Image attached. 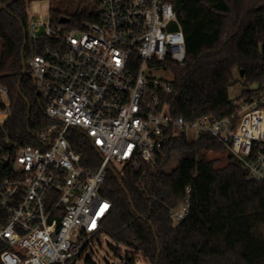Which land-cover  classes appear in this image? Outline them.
Listing matches in <instances>:
<instances>
[{
	"label": "built area",
	"instance_id": "2783aa9c",
	"mask_svg": "<svg viewBox=\"0 0 264 264\" xmlns=\"http://www.w3.org/2000/svg\"><path fill=\"white\" fill-rule=\"evenodd\" d=\"M88 16L28 11V58L38 94L56 127L41 135L45 147L0 144V264H77L102 234L113 208L103 191L108 167L155 165L177 135H211L236 155L247 178L264 182V88L234 113L187 119L170 104L171 64L187 59L178 0H83ZM61 17L67 21H61ZM0 85V126L11 114ZM83 132L102 155L96 168L68 138ZM54 134L50 137V134ZM49 143V145H46ZM192 187L171 212L186 218ZM98 239V240H97ZM135 254H121L131 264Z\"/></svg>",
	"mask_w": 264,
	"mask_h": 264
},
{
	"label": "trees",
	"instance_id": "16d2710c",
	"mask_svg": "<svg viewBox=\"0 0 264 264\" xmlns=\"http://www.w3.org/2000/svg\"><path fill=\"white\" fill-rule=\"evenodd\" d=\"M30 1L0 0V85L8 87L11 101V114L0 126L1 145L11 140L45 147L41 135L57 125L46 114V101L28 65L36 49L28 38ZM177 7L187 59L170 65L174 112L190 120L236 112L240 99L248 102L264 88V0H178ZM52 10L56 19L70 16ZM85 12L78 10L75 16L86 17ZM240 80L246 87L233 98L230 88ZM68 138L83 155L84 165L101 164L102 155L83 132L73 128ZM211 150L227 148L209 134L199 140L177 135L155 165L142 162L138 169L126 165L122 170L110 165L103 191L113 208L101 233L134 254L143 252L150 264H264V182L248 179L247 169L233 153L217 168V159L207 155ZM174 155L177 165L169 172L165 165ZM188 186L189 213L175 223L171 212ZM6 218L0 214V224ZM134 258L131 264L136 254Z\"/></svg>",
	"mask_w": 264,
	"mask_h": 264
},
{
	"label": "rangeland",
	"instance_id": "374dc122",
	"mask_svg": "<svg viewBox=\"0 0 264 264\" xmlns=\"http://www.w3.org/2000/svg\"><path fill=\"white\" fill-rule=\"evenodd\" d=\"M53 8L61 9L74 18L76 17L75 13L78 10L81 12L86 10V3L82 2V0H32L27 5V10L33 15H36V19L40 17L46 19L49 18ZM3 45L4 43L0 39V55ZM164 75L167 79L174 78V71H168ZM237 77H239L238 74ZM245 87L246 84L242 80L238 81L230 88L231 96L233 98L239 96ZM239 102L242 104L246 103L243 102V99H240ZM207 155L209 158L217 159L216 167L219 168L227 164L231 152L228 150H211L208 151ZM177 159L178 155L171 157V160L165 165V169L170 172L177 165ZM98 239L99 241H97L94 246L96 253H86L83 259L77 261V264H123L121 260V254L128 252L131 249L125 244L123 245L121 243H117L110 235H107L106 233H102ZM115 249L119 250V253L116 252ZM135 254V264H150L143 252L136 251Z\"/></svg>",
	"mask_w": 264,
	"mask_h": 264
},
{
	"label": "water",
	"instance_id": "95a60500",
	"mask_svg": "<svg viewBox=\"0 0 264 264\" xmlns=\"http://www.w3.org/2000/svg\"><path fill=\"white\" fill-rule=\"evenodd\" d=\"M61 21L65 22V21H67V18H65V17H61ZM26 45H27V34H26L25 39H24V46H23L22 52H24V49H25ZM24 66H26V61H24ZM24 72H25V70L23 71V74H24ZM23 74H22V75H23ZM23 76H24V75H23ZM23 76L21 77V79H20L19 82H18V89H19V91H20V88H21V83H22ZM53 134H54V131L50 134V137H51ZM46 145H49V143H46Z\"/></svg>",
	"mask_w": 264,
	"mask_h": 264
}]
</instances>
